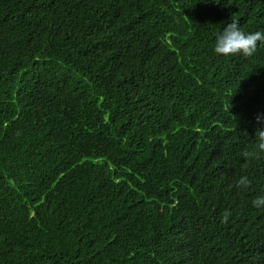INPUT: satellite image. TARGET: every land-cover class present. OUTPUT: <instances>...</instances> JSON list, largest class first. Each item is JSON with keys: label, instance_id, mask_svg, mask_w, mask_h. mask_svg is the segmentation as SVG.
Here are the masks:
<instances>
[{"label": "trees", "instance_id": "trees-1", "mask_svg": "<svg viewBox=\"0 0 264 264\" xmlns=\"http://www.w3.org/2000/svg\"><path fill=\"white\" fill-rule=\"evenodd\" d=\"M232 20L264 0H0V264H264V43L216 55Z\"/></svg>", "mask_w": 264, "mask_h": 264}, {"label": "clouds", "instance_id": "clouds-1", "mask_svg": "<svg viewBox=\"0 0 264 264\" xmlns=\"http://www.w3.org/2000/svg\"><path fill=\"white\" fill-rule=\"evenodd\" d=\"M258 42L264 43V30L245 32L238 21L232 20L226 23L216 36L213 52L224 57L235 55L251 57L257 49ZM256 121L259 127L264 129V116L258 115ZM261 135H264V131ZM261 147L264 148V144H261ZM239 184L246 187L248 181L242 178ZM252 206L257 209L264 208V195L256 197L252 201Z\"/></svg>", "mask_w": 264, "mask_h": 264}]
</instances>
